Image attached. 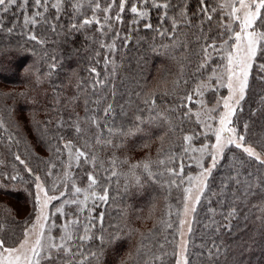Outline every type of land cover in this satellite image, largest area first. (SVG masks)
<instances>
[{"label":"snow or ice","instance_id":"6c2138e0","mask_svg":"<svg viewBox=\"0 0 264 264\" xmlns=\"http://www.w3.org/2000/svg\"><path fill=\"white\" fill-rule=\"evenodd\" d=\"M188 3L189 0H0V32L6 30L11 34L17 30L23 31L29 25L33 28L46 25L56 32L61 25L55 22L62 19L63 15H69L70 21L77 19L76 23H71V31L89 29L90 26L96 25L92 30L94 34L90 37L93 43H98L108 53H115L116 41L128 40L127 35H121L120 28L124 23L122 14L127 9L133 14V24L145 21L144 28L171 41L169 44H161L160 47L165 50L189 48L190 44L194 43L195 48L190 49V53L196 58L191 65V71L181 65L171 90L153 93L144 101L148 105L147 121L143 116H138L137 123L133 125L135 130L139 131L140 125L147 122L166 128L165 135L180 134L178 142L173 140L167 150L158 149L157 159H149L141 164H129L127 160H119L114 153L106 159L99 155V151L106 147L118 149L121 144L116 143L117 140L122 143L124 138L134 134L132 129L123 126L116 129L108 122L113 106L107 104L100 109L98 105L104 99L102 95L96 100L84 101V117L73 113L67 120L57 122L58 127L65 130V134L75 135V140H65L64 135L53 137L56 144L52 150L57 162L49 163L52 169L57 165L62 168L63 179L59 184L53 179L46 190L45 184L40 182L41 177L34 175L33 170L19 154L15 155V160L24 165L27 172L34 177L37 191L34 212L30 216L34 215L35 222H23L21 236L13 233L10 238L4 237V226L0 224V264H99L100 254L92 249L97 239L104 242V236L96 235V231H104L103 224L98 226L96 223L102 222L104 217L99 213H92L95 208L108 203L109 189L114 177L131 176L140 183L142 174H146L166 191V199L173 198V191L179 193L174 197L180 206V211L176 213L180 217L176 222L179 239L171 256L174 257V264H190L189 244L193 228L192 220L187 218L194 217L197 213L202 197L211 190L210 181L214 171L221 167V159L232 147L242 150L246 158L233 156L232 170L236 174L229 173L227 183L221 184L220 192L231 191L230 186H235L234 200L255 195L264 202V177L260 178L257 185H253L249 178L254 173L241 171L253 164L260 166L257 171L264 170V135L254 142V146L249 144L246 140L249 125L245 123L243 131H238L233 119L245 101L249 79L254 69L255 78L264 81V0H197L196 9L191 12L188 10ZM82 7L85 9L83 13L80 12ZM13 8L15 12L12 11ZM29 8L33 11L25 14ZM150 10L162 12L160 23L156 26L146 22ZM8 13L17 18L23 14L22 25L14 22L6 27L5 16ZM169 20L170 29L164 26ZM183 28H187L189 32H183ZM193 29L195 31H192ZM32 31L33 29H29L28 39L44 43L38 39L37 34H31ZM189 35L195 38L194 41L187 39ZM106 39L112 42L105 43ZM153 51L158 52V49L153 48ZM99 55L97 52L96 56ZM184 59L187 60L188 57ZM96 63H100L99 59ZM109 64L113 65L111 73H107ZM54 67L55 63L50 65V70ZM104 68L106 74L103 77L95 67L89 70L90 75L94 74L89 81L93 94L100 93L109 76L115 74V62L108 56L105 57ZM77 87L81 91L88 90L83 81ZM221 89H226L227 94L218 98L217 93ZM158 95L169 97L163 108L157 104ZM78 99L79 96L73 97V100ZM91 104H96L97 107L93 108ZM261 105L264 108V99L261 100ZM100 111L103 112V121L98 115ZM217 118L219 127H214ZM193 124L201 126L204 131L198 134L190 127ZM0 132H8L2 118ZM212 136L215 138L214 143L211 142ZM5 140L19 143L13 140L10 132L6 137L0 135V143ZM204 140L210 142L204 143ZM61 141L64 142L61 144ZM194 141H198L201 146L193 147ZM11 147L12 144H9V150ZM256 147H259L260 151H257ZM118 161L121 166L128 165L127 172L118 173L115 170ZM192 161H195L194 166ZM188 169L193 170L195 174L188 175ZM52 175L51 170L46 173V177ZM19 179L22 177L18 175L9 174L5 177L8 181ZM78 183L81 186H77ZM84 184L87 186L84 187ZM2 187L0 185V188ZM61 187L65 190H60ZM57 191L59 195L49 194ZM213 195L217 193L213 192ZM55 201L60 203H53ZM49 205L54 209L51 213L47 211ZM257 207L264 213V207ZM212 211L214 217L215 209ZM236 214L234 207L226 214L221 213L228 221ZM168 215L172 213L169 212ZM60 218H63V221ZM163 223L168 229L173 227L171 221ZM212 223H216L214 218ZM186 224L188 238H185ZM201 247L206 250L209 261L222 254L221 246L215 241L210 247ZM159 248L163 249L164 245L160 244ZM168 255L169 253L164 251L153 255L151 261L165 264L164 258ZM145 264H149V261Z\"/></svg>","mask_w":264,"mask_h":264},{"label":"trees","instance_id":"16d2710c","mask_svg":"<svg viewBox=\"0 0 264 264\" xmlns=\"http://www.w3.org/2000/svg\"><path fill=\"white\" fill-rule=\"evenodd\" d=\"M196 4L197 0H189V12L196 9ZM84 10L82 7L80 12L83 13ZM12 11L15 12V8ZM31 11L33 9L29 8L25 14H30ZM122 15L124 23L120 25L121 35H127L128 40H117L115 53H108L98 43H93L90 37L94 34L92 30L96 25L90 26L89 29L71 31L70 25L76 23L77 19L70 21L69 15H63L62 19L55 22L61 25L56 32L46 25H37L35 28L29 25L23 31L17 30L11 34L6 30L0 32V118L5 121V127L8 129V132H0V135L6 137L10 132L13 140L19 141L12 143L5 140L0 143V185L3 186L0 188V224L4 226L5 238H10L13 233L21 236L23 222L32 223L34 219V215L30 216L35 208L34 177L27 172L24 165L15 160V155L19 154L33 170L34 175L40 176L42 181L47 183L54 178L58 179L62 172L61 166L57 165L52 169L49 163L57 162L52 150L56 144L53 137L64 135L65 140H75V135L65 134V130L60 129L57 122L67 120L73 113L84 117L83 105L86 99L93 101L102 95L104 99L98 107L103 109L107 104L113 106L108 122L116 129L123 126L132 129L134 133L124 138L122 143L117 140L116 143L121 144L118 149L106 147L100 150L99 155L102 158L106 159L114 153L119 160H127L129 164H141L149 159H157L158 149L167 150L173 140L178 142L179 133L175 136L171 133L165 135L167 129L156 124L146 122L140 125L139 131H136L133 125L137 123L138 116H143L147 121L148 105L144 101L153 93L171 90L181 65L191 71V65L196 58L191 55L190 49L195 48V44H190L189 48L165 50L160 46L171 43L167 37L158 36L154 31L144 28L145 21L133 24V14L127 9ZM90 16L89 11L88 17ZM160 18L162 12L150 10L146 22L156 26L160 23ZM14 22L22 25L23 14L18 18L12 13L5 16L6 27ZM170 24L171 20L164 26L170 29ZM29 29H33L31 34H37L38 39L44 43L29 40ZM182 31L189 32L187 28ZM187 39L194 41L195 38L189 35ZM111 42L110 39L105 40V43ZM153 48L158 49V52H154ZM97 52L100 53L99 57L96 56ZM106 56L115 62V74L109 76L100 93L93 94L89 81L94 74L90 75L89 70L95 67L103 77L106 74ZM186 56L187 60L184 59ZM97 59L100 63H96ZM53 63L55 67L50 70ZM112 68L113 65L109 64L107 73H111ZM82 81L88 88L86 92L77 87ZM224 94L225 89H221L217 97ZM75 96H79V99L73 100ZM168 99L169 97L158 95L157 104L163 108ZM262 99L264 81L255 78L254 69L249 79L245 101L242 102L237 116L233 118L238 131H243L245 123L249 125L246 140L253 146L254 142L264 135ZM90 106L97 107L96 104ZM98 115L103 121V112H98ZM48 121L51 123H46ZM190 127L198 134L204 131L197 124ZM63 142L61 141V144ZM209 142L204 140V143ZM9 144H12L10 150ZM199 146L201 145L198 141L193 142V147ZM256 150L260 151L259 147H256ZM234 155L246 158L242 150L234 147L227 152L220 161L221 167L213 173L211 190L205 193L197 208L189 244L190 264H264V213L257 207H264V202L255 195L234 200L235 186H230L231 191L220 192L221 184L227 183L229 173L236 174L232 170ZM191 163L194 166V161ZM258 167V164H253L247 169H241L242 172L254 173L249 178L253 185H257L260 178L264 177V170L257 171ZM50 170L53 175L46 177ZM115 170L125 173L128 171V165L121 166L118 161ZM187 172L191 175L194 171L188 169ZM9 174L18 175L22 179L5 180ZM77 186L81 185L78 183ZM213 192L217 195H213ZM177 195L179 193L173 191V198L166 199V191L146 174L141 175L140 183L131 176L114 177L109 189L108 203L95 208L92 213H99L104 217L102 222H96L98 226L103 224L104 231L93 229L98 237H105L103 243L97 239L92 249L100 254L99 264H145L146 261H149V264H160L159 261H151V257L164 251L169 253L164 258L165 264H174L171 253L177 240L176 222L180 218L176 215L180 211V206L174 199ZM233 207L237 214L228 221L221 213L226 214ZM169 212L172 215H168ZM213 218L215 224L212 223ZM163 221H171L173 227L166 228ZM226 224L229 226L224 227ZM112 225L115 227H110ZM213 241L221 246L222 254L209 261L206 250L201 245L210 247ZM11 242L9 239V243ZM160 244L164 245L163 249L159 248Z\"/></svg>","mask_w":264,"mask_h":264},{"label":"rangeland","instance_id":"374dc122","mask_svg":"<svg viewBox=\"0 0 264 264\" xmlns=\"http://www.w3.org/2000/svg\"><path fill=\"white\" fill-rule=\"evenodd\" d=\"M86 5V4H85ZM227 94V91H226V89H225V94L224 95H226ZM214 127H219V123H218V118H217V120L216 121H214ZM212 143H214L215 142V138H214V136H212V141H211ZM197 155H198V153H197ZM194 165H195V161H194ZM207 166V165H206ZM64 170H66V169H64ZM195 173L193 172L191 175H194ZM55 179V178H54ZM63 179V176H62V172H60V176H59V178L58 179H55L56 181H57V183L59 184L60 183V180H62ZM40 182H42V183H44L45 184V188H46V190H47V188L50 186V182L51 181H49V182H44V181H40ZM87 186V185H86ZM85 186V187H86ZM60 190H65L63 187H61V189ZM36 188L34 187V196H35V194H36ZM50 195L51 194H56V195H59V191H57V192H55V193H49ZM91 202V201H90ZM55 203L56 204H59L60 203V201H55ZM49 213H51L52 211H54V209L51 207V205H49V209L47 210ZM187 219H190V220H192V228H193V225H194V220H195V216L194 217H192V216H190V217H188ZM60 220L61 221H63V218H60ZM35 222V219H33V222L32 223H34ZM185 233H186V235H185V238H188V236H187V224L185 225ZM179 239V237L177 236V240ZM176 240V241H177Z\"/></svg>","mask_w":264,"mask_h":264}]
</instances>
